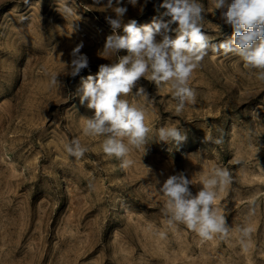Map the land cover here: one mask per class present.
<instances>
[{
	"label": "rangeland",
	"instance_id": "374dc122",
	"mask_svg": "<svg viewBox=\"0 0 264 264\" xmlns=\"http://www.w3.org/2000/svg\"><path fill=\"white\" fill-rule=\"evenodd\" d=\"M200 2L209 48L188 82L196 101L177 113L170 85L140 78L127 99L145 111L146 152L129 146L131 163L122 166L104 153L103 136L84 133L94 110L79 93L99 65L117 59L103 51L112 34L105 17L115 18L102 9L107 0H0V264H264V81L238 57L212 52L232 29L209 0ZM65 3L71 15L59 12ZM161 3L123 0L125 23L150 24ZM81 42L89 67L72 77L66 65ZM140 87L147 100L134 97ZM162 126L187 139L159 142ZM73 139L87 149L82 157L66 150ZM217 167L232 174L213 203L230 212L228 236L205 240L184 224L169 226L164 180L183 173L195 195Z\"/></svg>",
	"mask_w": 264,
	"mask_h": 264
},
{
	"label": "clouds",
	"instance_id": "9594fccd",
	"mask_svg": "<svg viewBox=\"0 0 264 264\" xmlns=\"http://www.w3.org/2000/svg\"><path fill=\"white\" fill-rule=\"evenodd\" d=\"M136 5L138 0H127ZM148 0H145L147 4ZM212 9L219 10L224 25L232 29L231 37L212 45L214 53L222 52L236 56L242 61L243 68L256 73V79L264 81V0H209ZM101 4L102 0H94ZM123 0H107L103 10L111 9L115 18L106 16L105 20L111 28L104 44V52L116 54V62L99 65L96 76L89 75L82 81L79 89L80 103L94 110V116L84 118V133L92 136H103L102 148L108 156L122 160V166L131 161L126 159L130 147H144L146 152L147 136L150 131L145 123V111L138 104L127 99L140 78L153 82L159 89L162 85H170L172 97L176 101L175 111L180 113L188 103L194 104L196 93L189 86V79L199 62L208 55L209 37L202 31L206 9L200 0H163L155 10L159 18L150 24L138 26L137 21L124 17L128 11ZM164 9V11H160ZM63 16L71 15L72 8L65 3ZM167 18V19H165ZM177 25L175 28L172 25ZM122 29L124 35L119 34ZM175 32V38L169 33ZM157 36L162 37L157 41ZM83 42L77 44L70 52L68 75L75 77L89 67V58L82 53ZM126 50L127 55H119ZM61 56L63 53L60 54ZM57 78H53V83ZM134 97L149 98L148 93L140 87ZM125 138L127 143H125ZM159 142L179 145L187 139L181 128L162 126L156 133ZM218 139L216 143H220ZM72 156L82 157L87 151L78 139H73L66 146ZM151 171V170H150ZM232 182V174L226 168L217 167L213 174L204 179L202 189L195 195L190 191L189 180L183 173L170 175L164 180L158 191L165 196L164 214L167 223H181L197 233L205 240L214 234L227 237L231 227L227 223L230 212L226 209L219 214L213 203L217 189L223 190ZM157 184L160 181L157 180ZM247 237L248 230L241 229Z\"/></svg>",
	"mask_w": 264,
	"mask_h": 264
}]
</instances>
